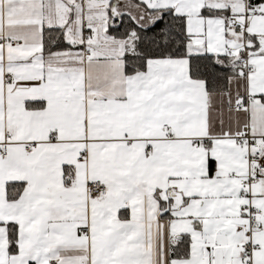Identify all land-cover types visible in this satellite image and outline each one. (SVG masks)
Returning a JSON list of instances; mask_svg holds the SVG:
<instances>
[{"label": "snow or ice", "instance_id": "snow-or-ice-1", "mask_svg": "<svg viewBox=\"0 0 264 264\" xmlns=\"http://www.w3.org/2000/svg\"><path fill=\"white\" fill-rule=\"evenodd\" d=\"M0 264H264V0H0Z\"/></svg>", "mask_w": 264, "mask_h": 264}]
</instances>
